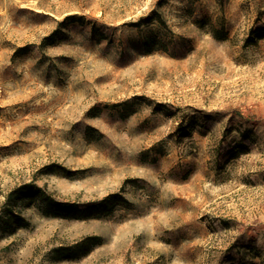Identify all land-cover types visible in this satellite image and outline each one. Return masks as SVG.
<instances>
[{
  "label": "rangeland",
  "instance_id": "374dc122",
  "mask_svg": "<svg viewBox=\"0 0 264 264\" xmlns=\"http://www.w3.org/2000/svg\"><path fill=\"white\" fill-rule=\"evenodd\" d=\"M0 264H264V0H0Z\"/></svg>",
  "mask_w": 264,
  "mask_h": 264
},
{
  "label": "trees",
  "instance_id": "16d2710c",
  "mask_svg": "<svg viewBox=\"0 0 264 264\" xmlns=\"http://www.w3.org/2000/svg\"><path fill=\"white\" fill-rule=\"evenodd\" d=\"M6 198V203L8 205L18 203L19 200H39L40 203H42L38 205L45 215L70 213L75 214L76 217H83V215H86L85 213H87V210H83L79 204L58 201L52 196L44 193L41 188H39L38 186H34L33 184H25L22 187L11 191ZM14 213V210L11 208V210H9V215H15ZM92 239L93 238H90L89 240L91 241Z\"/></svg>",
  "mask_w": 264,
  "mask_h": 264
}]
</instances>
